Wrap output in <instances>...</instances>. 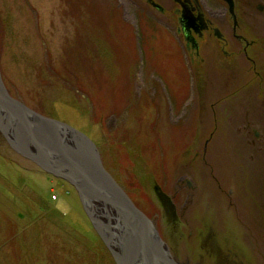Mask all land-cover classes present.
Instances as JSON below:
<instances>
[{
	"label": "rangeland",
	"instance_id": "rangeland-1",
	"mask_svg": "<svg viewBox=\"0 0 264 264\" xmlns=\"http://www.w3.org/2000/svg\"><path fill=\"white\" fill-rule=\"evenodd\" d=\"M148 10L0 0L4 83L96 144L178 261L264 264V82L214 50L193 59ZM255 60L264 77V51ZM0 264H114L74 190L1 140Z\"/></svg>",
	"mask_w": 264,
	"mask_h": 264
},
{
	"label": "water",
	"instance_id": "water-1",
	"mask_svg": "<svg viewBox=\"0 0 264 264\" xmlns=\"http://www.w3.org/2000/svg\"><path fill=\"white\" fill-rule=\"evenodd\" d=\"M0 136L16 155L74 190L114 264H188L172 255L153 221L105 169L96 144L12 97L1 70Z\"/></svg>",
	"mask_w": 264,
	"mask_h": 264
},
{
	"label": "flooded vegetation",
	"instance_id": "flooded-vegetation-1",
	"mask_svg": "<svg viewBox=\"0 0 264 264\" xmlns=\"http://www.w3.org/2000/svg\"><path fill=\"white\" fill-rule=\"evenodd\" d=\"M126 2L146 18L153 16L148 10L149 7L159 16H164L177 41L184 43V48L193 59L203 61V52L208 50H214L213 52L219 56V62H224L222 64L225 66L235 67L237 61L241 59L247 68L245 73H253L259 81L258 89L261 87L264 77L259 75L260 67L255 55L264 51V36L256 35L258 26L256 22L258 23L260 19L264 24V0H126Z\"/></svg>",
	"mask_w": 264,
	"mask_h": 264
},
{
	"label": "built area",
	"instance_id": "built-area-1",
	"mask_svg": "<svg viewBox=\"0 0 264 264\" xmlns=\"http://www.w3.org/2000/svg\"><path fill=\"white\" fill-rule=\"evenodd\" d=\"M51 198H52V200H55L56 199V196L55 195H52Z\"/></svg>",
	"mask_w": 264,
	"mask_h": 264
},
{
	"label": "trees",
	"instance_id": "trees-1",
	"mask_svg": "<svg viewBox=\"0 0 264 264\" xmlns=\"http://www.w3.org/2000/svg\"><path fill=\"white\" fill-rule=\"evenodd\" d=\"M0 140H1L2 142H4L1 136H0ZM54 195H55V194H54ZM51 197H52V195H51ZM51 197H50V198H51ZM56 198H57V197H56ZM51 200H52V199H51ZM103 246H104V245H103Z\"/></svg>",
	"mask_w": 264,
	"mask_h": 264
}]
</instances>
